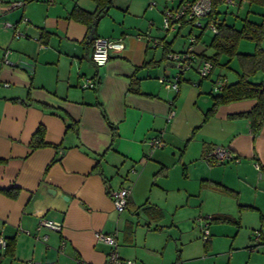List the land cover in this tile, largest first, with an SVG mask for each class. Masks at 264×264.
<instances>
[{
    "label": "crops",
    "instance_id": "0c3cea01",
    "mask_svg": "<svg viewBox=\"0 0 264 264\" xmlns=\"http://www.w3.org/2000/svg\"><path fill=\"white\" fill-rule=\"evenodd\" d=\"M46 1L25 0L13 7L0 0V57L8 47L12 62L0 61V235L14 240L12 255L0 248V264H75L78 258L104 264L110 245L96 232L115 233L118 254L135 264L189 263L191 257H184L181 248L160 246L150 227L138 228L134 216L140 204L152 205L159 219V205L168 203L190 212L208 210L201 209L208 213L195 219L208 233L201 239L212 259L221 239L231 249L239 230L229 227L247 222V212L258 214L250 224L258 226L259 239L264 236V126L254 132L247 118L232 117L249 109L253 99L220 104L207 114L215 81H235L238 64L232 60L224 66L227 58L221 56L207 76H200L199 53L211 51L209 41L200 43L191 34L187 45L173 49L168 32L176 36L192 24L175 30L161 24L159 30L156 20L166 6L181 0H164L158 11L150 2L149 14L112 0L93 37L120 40L123 47L110 48L102 66L91 60L89 26L71 15L76 7L94 12L95 1ZM239 8L243 15L246 5ZM3 20L14 27H4ZM164 43L168 53L191 48L190 68L179 71L170 63ZM241 47L248 49L247 44ZM86 78L95 86L83 87ZM164 78L176 82L177 89L166 86ZM39 127L46 144L32 150L29 143ZM156 136L163 145L153 148L150 140ZM218 145L227 148L232 160L210 162ZM155 174L162 176L153 180ZM121 186H129L130 194L118 212L109 190ZM10 188L17 190L15 196L4 192ZM222 214L238 223L212 221ZM42 217L60 222L61 229L38 231ZM237 254L247 262L264 261V253L245 250L232 251L229 259Z\"/></svg>",
    "mask_w": 264,
    "mask_h": 264
},
{
    "label": "trees",
    "instance_id": "16d2710c",
    "mask_svg": "<svg viewBox=\"0 0 264 264\" xmlns=\"http://www.w3.org/2000/svg\"><path fill=\"white\" fill-rule=\"evenodd\" d=\"M96 10L86 12L80 8H74L71 15L89 26L96 25L98 18L105 13L106 9L112 4V0H94ZM25 2V0H24ZM242 4L246 5L243 15L240 13ZM168 7V6H166ZM165 7V8H166ZM174 7V6H170ZM256 7V8H254ZM220 15V17L218 16ZM217 18L216 33L211 32L208 47L209 52H200L199 58H206L215 67L221 56H226L227 64L235 60L238 64L237 78L233 82H226L220 90L214 91L212 95V105L207 114L211 115L220 104H227L234 101L253 99L252 106L242 112L232 115V117L247 118L250 122L251 130L257 132L264 126V80L252 81L250 78L257 72H264V0H236L235 4H228L225 0H211V9L206 18L208 23ZM187 21H183L184 25ZM206 25L203 27L205 28ZM96 37V36H95ZM243 40L253 42L251 50H242L239 44ZM164 43L165 52H167ZM168 53V52H167ZM167 53H165L167 55ZM170 53V52H169ZM145 63V62H144ZM44 132L41 127L37 128L30 140V149H36L46 144L43 138ZM210 162H224L228 160H217L209 156ZM222 190L229 193L234 191L226 186L214 182ZM10 196H15L17 190L10 188L4 191ZM128 202V201H127ZM213 222L233 223L238 221L230 215H216L212 217ZM14 240L8 239L5 246V253L12 255Z\"/></svg>",
    "mask_w": 264,
    "mask_h": 264
},
{
    "label": "rangeland",
    "instance_id": "374dc122",
    "mask_svg": "<svg viewBox=\"0 0 264 264\" xmlns=\"http://www.w3.org/2000/svg\"><path fill=\"white\" fill-rule=\"evenodd\" d=\"M4 3H12L13 0H4ZM23 1V0H21ZM164 0H116L113 1L116 4L120 6L126 7L128 4L130 5V10H142L141 12H146L149 14L150 11H147L149 9V6L147 7V4L150 2H154L155 5L152 6V9H155L158 11V9L163 6ZM169 4L171 3V0H165ZM47 3V1H46ZM170 7V5L168 6ZM256 8V7H254ZM7 20H3L2 24L5 23ZM1 22V21H0ZM11 22V21H9ZM202 24L205 26L206 18L201 19ZM13 23V22H11ZM162 24V14L160 13L159 17L156 20V25L159 27V30H162L160 28ZM203 26V27H204ZM196 27L194 25H184L183 28L180 30V32L174 36L175 32L172 34L171 32H168L167 39L172 44L173 49H181V47L187 45L189 43V37L191 34L196 35L199 37V42H208L211 37L210 30L205 27ZM190 30V32H188ZM198 42V43H199ZM241 44H247L248 49L251 50L254 47V43L248 40H243L239 44V48L242 49ZM262 45H264V42H262ZM246 48H243L242 50H248ZM258 75L251 76L252 81H258L259 77H264V72H257ZM177 173L180 175L181 170H178ZM162 176L161 174H155L153 176V180H155L157 177ZM157 183V182H156ZM166 200V199H165ZM195 203L194 201H192ZM187 207L185 206H179V204H167V205H159V215L160 219L158 217H155V209L150 204H140L139 208V215L134 216L135 220L136 217L139 219L138 228L139 229H147L150 227L149 234H154L157 236V244L160 246H165L166 244L170 246L172 249L181 248L184 252L183 256L191 257L189 263L185 264H264V261L257 259L247 262V258L243 256V254H237L235 257V260H230L229 256L231 255L232 251L237 250H245L247 253L255 252V253H264V248L262 246L264 245H257L255 243L254 239H257L258 242L264 241V236H262L260 239L259 237L256 238V232H259L261 234V231L258 229L257 225L251 226V222H256L258 218V214L256 212H247V222L242 221L240 227L237 228V226L233 225L232 228L234 231H238V237L235 239V243L232 245L231 249L228 248V243L226 240L222 239L218 241L216 245L217 253L214 255V259L209 257L210 250L207 247L208 243L205 244L201 239V223L199 220L195 219L199 214H205L208 212H202V211H208L203 209H197L194 210V212L187 211ZM177 209L179 211H177ZM162 215V216H161ZM240 221V220H239ZM135 225V222H134ZM158 225V226H157ZM212 224H209L208 231L211 229ZM226 226V225H225ZM256 227V228H255ZM220 228H227V227H220ZM140 235V238H143L144 232ZM214 233H220V232H214ZM231 239V237H230ZM156 241V240H155ZM237 249V250H236ZM225 250V252H224ZM175 252V251H174ZM206 253V254H205ZM195 258V260H194ZM205 258V259H204ZM255 262V263H254ZM180 264H184V261H182Z\"/></svg>",
    "mask_w": 264,
    "mask_h": 264
},
{
    "label": "built area",
    "instance_id": "2783aa9c",
    "mask_svg": "<svg viewBox=\"0 0 264 264\" xmlns=\"http://www.w3.org/2000/svg\"><path fill=\"white\" fill-rule=\"evenodd\" d=\"M47 2L51 3L53 0H47ZM228 4H235L236 0H225ZM24 3V0L12 2L11 5L21 6ZM153 2L150 3V6ZM211 9V0H181L174 7H166L162 10V27L165 30L178 29L182 26L183 21H188L192 25L196 27H203L204 25L201 22L202 18H207ZM26 19V18H24ZM206 27L210 30V32L216 33L217 29V18L214 20L205 23ZM3 26L6 28H13L14 24L6 21L3 23ZM16 36H19L20 33L16 32ZM193 40V37L191 38ZM155 42V41H154ZM155 44V43H154ZM123 47V43L120 40H112L106 37L96 36L92 38L91 41V60L94 64L98 66L105 65L109 60V49L117 48L120 49ZM10 49L7 47L4 49L2 56L0 57V61L3 65L12 66V62L8 60L7 55L9 54ZM168 60L174 66L179 68V71H185L190 68L191 60L194 58V53L191 48L180 52H170L168 53ZM213 68L212 62L209 59L201 58L198 60V65L196 67L197 72L200 76H207ZM165 84L168 87H172L177 89L176 82H172L167 78H164ZM226 80L218 79L215 81L212 89L214 91L220 90L224 85ZM5 85H9L8 82L4 83ZM83 87H93L95 86V82L91 78H86L82 84ZM174 113L173 110H170L169 115ZM151 146L160 147L163 145L160 137H154L150 140ZM210 155L217 160H232V154L227 150V148L223 146H216ZM130 194L129 186H121L120 188L109 190V195L112 199L114 208L121 212L125 209L127 205V199ZM42 227L57 230L61 229V224L58 221H54L47 218H40L37 222L36 229L39 231ZM29 234L28 231L24 230ZM260 236L259 232H256V238ZM46 235H43L45 238ZM96 237L99 240H102L110 245V250L106 255V259L104 264H135V260L133 259H123L120 257L117 251L118 241L115 233H102L96 232ZM202 239L206 240L208 237V233L206 230L202 233ZM64 241H61L60 247H62ZM7 240L0 235V248H4L6 246ZM31 264H45L38 261H34ZM75 264H87L82 259H76Z\"/></svg>",
    "mask_w": 264,
    "mask_h": 264
},
{
    "label": "water",
    "instance_id": "95a60500",
    "mask_svg": "<svg viewBox=\"0 0 264 264\" xmlns=\"http://www.w3.org/2000/svg\"><path fill=\"white\" fill-rule=\"evenodd\" d=\"M93 34H94V26H91L90 31H89V33L87 35V41L92 40ZM53 191H55V190H53Z\"/></svg>",
    "mask_w": 264,
    "mask_h": 264
}]
</instances>
